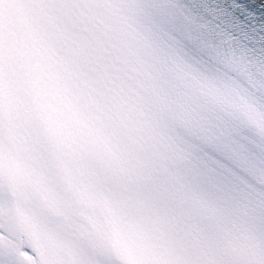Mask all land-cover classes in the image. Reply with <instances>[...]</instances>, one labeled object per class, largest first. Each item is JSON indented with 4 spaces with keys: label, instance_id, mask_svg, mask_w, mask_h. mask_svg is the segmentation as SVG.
<instances>
[{
    "label": "snow or ice",
    "instance_id": "snow-or-ice-1",
    "mask_svg": "<svg viewBox=\"0 0 264 264\" xmlns=\"http://www.w3.org/2000/svg\"><path fill=\"white\" fill-rule=\"evenodd\" d=\"M0 264H264V0H0Z\"/></svg>",
    "mask_w": 264,
    "mask_h": 264
}]
</instances>
